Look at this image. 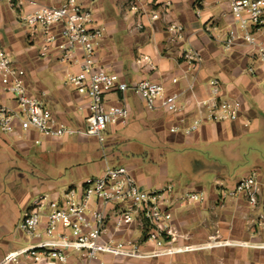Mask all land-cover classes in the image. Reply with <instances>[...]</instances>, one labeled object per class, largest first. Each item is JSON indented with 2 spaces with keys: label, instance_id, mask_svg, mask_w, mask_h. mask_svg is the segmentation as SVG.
Wrapping results in <instances>:
<instances>
[{
  "label": "crops",
  "instance_id": "1",
  "mask_svg": "<svg viewBox=\"0 0 264 264\" xmlns=\"http://www.w3.org/2000/svg\"><path fill=\"white\" fill-rule=\"evenodd\" d=\"M17 1L19 3L16 6H12L10 2L6 6L0 5L1 40L21 64L33 65L36 70L43 71L50 60H57L54 56L40 58L33 50L35 45L27 42L21 24L16 28L15 24L18 22L13 14L18 11L21 16L32 9L29 0ZM64 1L55 0V3L61 4ZM230 2L231 0H99L95 4L96 11L93 15L97 23L104 27L99 62L127 82L138 81L142 75L163 80L170 91L180 92V100L184 106L177 114H169L162 109L148 110L137 93L108 94L106 98L109 103H117L123 98L127 101L130 118L125 126H114L107 131V135L111 137L104 146L105 154L100 148L97 152L104 159L98 173L110 165L109 156L119 158L120 154L130 153L133 144L124 145L126 148L119 150L118 142L122 138L115 135L117 131H125L135 124L139 127V140L136 141L135 148L150 143L156 148H161L162 144L169 147L180 146L186 151L183 160L187 183L182 187L204 191L207 195L206 202L202 204L174 210L173 225L178 233V237L172 242L175 252L148 259L125 260L103 256L104 264H264V202L260 201L251 207L242 198L223 195V191L231 187L238 178L233 180L218 176L209 188L198 184L204 172L214 168L208 167L210 159L197 150L211 149V146H217L220 141L230 142L246 130H264V70L258 58V49L243 38L245 33L253 31L255 27L250 23L242 27L240 18L231 13ZM153 14L158 17L152 18ZM173 24L179 25L180 30L171 29ZM230 29L235 30L236 38L228 44ZM186 51L196 52L199 56L200 61L196 67L185 56ZM142 55H149L153 59L155 69L144 67V73L140 75L135 71L140 69L137 60ZM58 63V70H64L66 76L72 68L68 64ZM27 71L28 82L32 83L30 87L33 91L47 92L45 100L61 120L74 126L82 124L83 111L79 107L86 101L72 86L65 85V76L62 77V85L57 86L48 80L47 85L40 79H34L33 74L28 69ZM173 78H177L178 82L172 83ZM213 78L222 84L221 97L241 102L239 119L213 122L207 120L205 108L198 106L200 100L211 96L209 81ZM0 104L14 106L12 100L3 93L1 85ZM199 119H203L201 125L186 134L185 129ZM246 122L248 125H245ZM172 127L177 128V131L172 132ZM76 138L81 142L97 141L93 137ZM64 142L45 137L33 130L17 128L13 133L0 130V262L8 252L32 243L28 236L18 237L20 233L24 234L19 228V222L31 205L33 196L42 193L37 188H48L54 192L51 193L54 196L61 191L53 186L48 173L41 174L39 183L30 184L25 173L34 171V162L47 165L51 156H58L65 148ZM34 148L37 152L31 157ZM74 149L69 144L68 150ZM131 170L141 185L152 186L151 181L144 178V170ZM148 170L164 172L166 163L160 162L158 168L150 165ZM260 170L264 173L263 169ZM97 174L84 177L77 184H82ZM78 175L79 178L82 177L80 168ZM261 179L264 180L263 175ZM139 229V225L133 224L119 236L138 238ZM18 264L55 263L42 259L37 262L22 260Z\"/></svg>",
  "mask_w": 264,
  "mask_h": 264
},
{
  "label": "built area",
  "instance_id": "2",
  "mask_svg": "<svg viewBox=\"0 0 264 264\" xmlns=\"http://www.w3.org/2000/svg\"><path fill=\"white\" fill-rule=\"evenodd\" d=\"M9 1L12 6L19 3ZM29 4L32 9L19 17L26 40L38 46L40 58L54 56L58 62L76 68L71 69L64 83L85 99L86 103L79 107L83 111V121L74 126L59 118L45 100L47 92L33 91L26 67L0 37V85L14 103L13 107L0 104L2 132L13 133L17 128L33 130L63 142L77 136L93 137L105 154L107 131L114 126H125L130 118L127 101L123 98L117 103H109L108 94L137 93L150 111L162 109L177 114L183 109L180 92L170 91L163 80L143 77L127 82L99 62L104 27L97 23L89 6L77 0H65L61 4H56L55 0H29ZM230 10L240 18L242 27L249 23L255 27L243 38L258 49L264 70V0H231ZM157 17V14L152 16ZM180 28L177 24L171 26V29ZM235 38V30L230 29L227 43L231 44ZM185 56L193 67L199 64L196 52L186 51ZM138 63L155 69L149 55H142ZM177 82V78L172 79V83ZM209 86L211 96L198 102L199 107L205 108L207 120L239 119L241 102L221 97L222 84L218 79H211ZM202 122L203 119L196 120L185 133H191ZM171 131L175 132L177 128L172 127ZM223 195L242 198L251 207L260 201L263 203L264 180L259 170L253 169L238 178L223 191ZM206 200L204 191L183 188L172 181L146 188L126 166L107 165L96 176L82 184L65 187L56 196L39 193L19 224L32 243L8 252L0 264L42 259L60 264H104L103 256L130 260L170 254L175 252L172 242L178 237L173 225L174 210ZM133 224L139 225L138 238L119 236Z\"/></svg>",
  "mask_w": 264,
  "mask_h": 264
},
{
  "label": "rangeland",
  "instance_id": "3",
  "mask_svg": "<svg viewBox=\"0 0 264 264\" xmlns=\"http://www.w3.org/2000/svg\"><path fill=\"white\" fill-rule=\"evenodd\" d=\"M77 1L82 5L89 6L95 14V4L99 0ZM9 2V0H0V5L6 6ZM13 17L15 18V21L18 22L15 24L16 28H19V12H15ZM37 49L38 46L35 45L33 47L35 53L37 52ZM50 61L51 62L49 65L44 68L43 71L36 70L33 65H22L26 67V69H28L31 74H33L34 79H40L44 83H46L48 80L49 83L53 82L57 84V86H60L63 82L62 77L65 76L64 70H58L59 63L57 61ZM137 64L139 65L140 69L135 72L141 75L144 73V70L142 69L144 67L139 63ZM143 77H145V75H142V78ZM66 78L67 75L65 76V79ZM30 85H32L31 82ZM66 88L71 89V87ZM130 128L125 129V131H117L115 135L122 138V141L118 142L119 150H124V148H126L124 145L133 144L130 153L128 152L127 155L120 154L119 158L109 156L110 165L122 164L129 169L144 170V178L151 181V187L164 184L168 181L175 182L181 187L186 185V171L184 169L185 162L183 160V156L185 155L186 151L180 146H162V143L161 148H156V146L151 143L144 144V146L141 147L142 149L135 148L137 146L136 141L139 140L137 132L139 127L134 124L132 128ZM108 131H110V129ZM109 137L111 136L109 134L107 135L106 133V139ZM64 144L65 148L61 151V153L56 157L51 156L46 162L47 165H43L41 162L32 163L35 172L26 171L25 173L29 184L34 182L39 183L42 179L41 174L48 173L50 176L49 180L52 182L53 186L57 188V191H60V189L62 190L63 187H68L70 184L72 185V183L77 184L84 177L88 178L97 174L99 171L98 169L102 168L101 165L103 164L104 159L101 155H97L98 149L100 148L97 141L88 140L86 142H81L78 138L73 137L64 142ZM69 144H71V146H73L75 149L72 151L68 150ZM84 146H86V148H82ZM197 151L201 152L202 155H205V158L210 159L209 161L211 163L208 164V167L214 168V170L208 169L206 172H204L203 176L199 180L200 183H198L203 187L209 188L211 183L215 182L218 176L222 178L228 177L234 180L245 175L253 169L264 170V130L262 128L256 130H246L240 136L230 142L220 141L217 146H211V149L209 147L208 150L203 148ZM36 152L37 149L34 148L31 152V157ZM160 162L166 163V170L164 172L158 171L161 169L156 171L148 170L150 165H154L158 168ZM79 168L82 171L81 178H79L78 175ZM261 175L264 177V173H261ZM145 185L147 186L146 188L150 187L148 184ZM32 188H34V186H32ZM37 189L42 193H54L50 189L48 190V188L42 189V187H38ZM38 195L39 194H37L35 197ZM35 197L33 196L31 203ZM24 236L26 235H22L20 233L18 237L20 238ZM47 261L49 263L51 262V260ZM54 263L60 264L58 262Z\"/></svg>",
  "mask_w": 264,
  "mask_h": 264
},
{
  "label": "trees",
  "instance_id": "4",
  "mask_svg": "<svg viewBox=\"0 0 264 264\" xmlns=\"http://www.w3.org/2000/svg\"><path fill=\"white\" fill-rule=\"evenodd\" d=\"M101 149V148H100Z\"/></svg>",
  "mask_w": 264,
  "mask_h": 264
}]
</instances>
